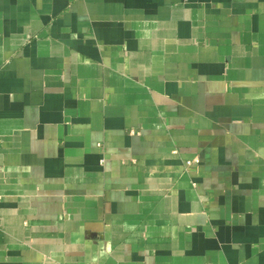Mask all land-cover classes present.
Returning <instances> with one entry per match:
<instances>
[{"label":"crops","instance_id":"0c3cea01","mask_svg":"<svg viewBox=\"0 0 264 264\" xmlns=\"http://www.w3.org/2000/svg\"><path fill=\"white\" fill-rule=\"evenodd\" d=\"M0 264H264V0H0Z\"/></svg>","mask_w":264,"mask_h":264},{"label":"built area","instance_id":"2783aa9c","mask_svg":"<svg viewBox=\"0 0 264 264\" xmlns=\"http://www.w3.org/2000/svg\"><path fill=\"white\" fill-rule=\"evenodd\" d=\"M199 163V159L195 158V159H192V160H188L186 162V165L187 166H193V165H197Z\"/></svg>","mask_w":264,"mask_h":264}]
</instances>
